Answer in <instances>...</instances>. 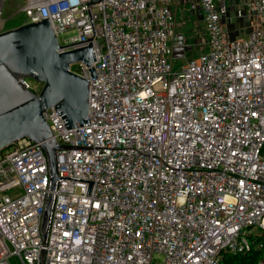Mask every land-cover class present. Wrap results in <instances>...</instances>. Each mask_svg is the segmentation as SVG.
<instances>
[{
    "label": "built area",
    "instance_id": "1",
    "mask_svg": "<svg viewBox=\"0 0 264 264\" xmlns=\"http://www.w3.org/2000/svg\"><path fill=\"white\" fill-rule=\"evenodd\" d=\"M174 1L20 5L26 22L49 17L60 45L94 36L97 77L71 65L89 80L90 124L44 111L65 146L53 190L41 143L0 151V264H230L255 250L264 264V0H196L207 46L178 66Z\"/></svg>",
    "mask_w": 264,
    "mask_h": 264
},
{
    "label": "water",
    "instance_id": "2",
    "mask_svg": "<svg viewBox=\"0 0 264 264\" xmlns=\"http://www.w3.org/2000/svg\"><path fill=\"white\" fill-rule=\"evenodd\" d=\"M93 37H88V45L79 48L71 47L77 42L60 45L49 17L0 32V151L25 137L41 143L50 167L51 190L59 179L57 151L65 146L50 139L52 133L44 111L54 107L68 128L90 124L86 118L89 80L71 70V65L83 61L92 78L97 77ZM178 49L174 48V58L180 55ZM183 49L188 51L191 47ZM20 78H31L43 83V87L35 93ZM52 202L50 193L42 223L44 237Z\"/></svg>",
    "mask_w": 264,
    "mask_h": 264
},
{
    "label": "rangeland",
    "instance_id": "3",
    "mask_svg": "<svg viewBox=\"0 0 264 264\" xmlns=\"http://www.w3.org/2000/svg\"><path fill=\"white\" fill-rule=\"evenodd\" d=\"M25 0H5L2 4L0 0V6L3 5L2 18L4 20V29H10L19 26L26 20V17L20 12V5L24 4ZM194 0H185V2H177L173 8L175 18V34L176 42L181 40V46H177L179 56L175 57V64L180 65L186 60L198 55L206 48L207 34L202 20H199L198 14L195 12ZM249 30V29H248ZM247 29H243L241 32L245 33ZM71 34H62L59 37L61 42H64ZM190 46L191 49L185 51L183 48ZM181 47V49H180ZM78 63L73 65V68H77ZM33 87L40 88L41 85L35 80H30ZM13 194V193H12ZM11 264H20L18 259L14 256L10 258Z\"/></svg>",
    "mask_w": 264,
    "mask_h": 264
},
{
    "label": "trees",
    "instance_id": "4",
    "mask_svg": "<svg viewBox=\"0 0 264 264\" xmlns=\"http://www.w3.org/2000/svg\"><path fill=\"white\" fill-rule=\"evenodd\" d=\"M261 257L259 251H251L246 254L228 256L226 261L230 264H251Z\"/></svg>",
    "mask_w": 264,
    "mask_h": 264
},
{
    "label": "crops",
    "instance_id": "5",
    "mask_svg": "<svg viewBox=\"0 0 264 264\" xmlns=\"http://www.w3.org/2000/svg\"><path fill=\"white\" fill-rule=\"evenodd\" d=\"M185 2V0H175L173 3H172V7L174 8L175 6H176V4H177V2ZM194 5H195V12L199 15H201V13H200V11H199V8L197 7V3H196V0H194ZM21 14L22 15H24L25 16V14L24 13H22L21 12ZM202 16V15H201ZM26 17V16H25ZM199 18V17H198ZM199 20H202V17H201V19H199ZM26 21H27V18H26V20L23 22V23H21V24H24V23H26ZM203 21V20H202ZM20 24V25H21ZM232 29H234V30H236V34H239V30H237V29H240V31H242L243 29H247V27H246V22L244 21V20H235V21H233V22H231V26H230ZM237 28V29H236ZM248 31V30H247ZM246 31V32H247ZM245 32V33H246ZM240 33H242V32H240ZM244 33V34H245ZM243 34V33H242Z\"/></svg>",
    "mask_w": 264,
    "mask_h": 264
},
{
    "label": "flooded vegetation",
    "instance_id": "6",
    "mask_svg": "<svg viewBox=\"0 0 264 264\" xmlns=\"http://www.w3.org/2000/svg\"><path fill=\"white\" fill-rule=\"evenodd\" d=\"M198 17H199V19H201L202 16L199 14ZM181 40H182V37H181Z\"/></svg>",
    "mask_w": 264,
    "mask_h": 264
}]
</instances>
